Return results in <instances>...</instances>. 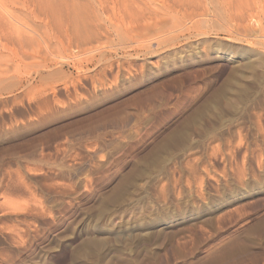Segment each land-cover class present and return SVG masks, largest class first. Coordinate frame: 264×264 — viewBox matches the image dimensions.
<instances>
[{
	"label": "rangeland",
	"instance_id": "1",
	"mask_svg": "<svg viewBox=\"0 0 264 264\" xmlns=\"http://www.w3.org/2000/svg\"><path fill=\"white\" fill-rule=\"evenodd\" d=\"M137 1L130 34L0 46V264H264V32Z\"/></svg>",
	"mask_w": 264,
	"mask_h": 264
},
{
	"label": "bare ground",
	"instance_id": "2",
	"mask_svg": "<svg viewBox=\"0 0 264 264\" xmlns=\"http://www.w3.org/2000/svg\"><path fill=\"white\" fill-rule=\"evenodd\" d=\"M155 1H146L154 7L151 12L157 9L166 13L175 6L177 14L172 16L173 19L178 18L177 15L187 19L188 26L184 30L188 29L190 34H206L208 29L204 30L203 26L225 31H236L242 27L247 30L252 26L264 32V0ZM12 5L23 12L12 7L0 10V46L10 49L15 55L30 54L28 49L32 44L22 31L31 27L30 22L35 23V20L48 28L50 40L60 41L69 48L100 43L104 38L110 39L113 31L125 29L124 32L130 34L140 29L132 26L136 21L133 8L139 7L137 0H12ZM27 16L34 19L29 20ZM200 16L202 18L196 20Z\"/></svg>",
	"mask_w": 264,
	"mask_h": 264
}]
</instances>
